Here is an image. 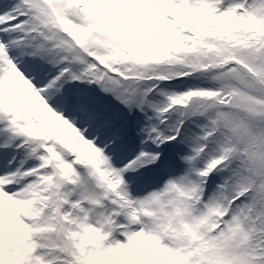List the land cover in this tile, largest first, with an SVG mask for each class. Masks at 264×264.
I'll return each instance as SVG.
<instances>
[{
  "label": "snow or ice",
  "instance_id": "obj_1",
  "mask_svg": "<svg viewBox=\"0 0 264 264\" xmlns=\"http://www.w3.org/2000/svg\"><path fill=\"white\" fill-rule=\"evenodd\" d=\"M0 264H264V0H0Z\"/></svg>",
  "mask_w": 264,
  "mask_h": 264
}]
</instances>
